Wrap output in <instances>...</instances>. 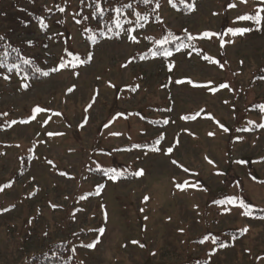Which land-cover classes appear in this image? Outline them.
I'll return each mask as SVG.
<instances>
[{
	"label": "rangeland",
	"instance_id": "1",
	"mask_svg": "<svg viewBox=\"0 0 264 264\" xmlns=\"http://www.w3.org/2000/svg\"><path fill=\"white\" fill-rule=\"evenodd\" d=\"M103 1L0 0L3 34L50 72L0 77V264H264V21L237 19L264 4ZM91 2L136 30L104 38ZM68 53L91 59L51 71Z\"/></svg>",
	"mask_w": 264,
	"mask_h": 264
},
{
	"label": "snow or ice",
	"instance_id": "2",
	"mask_svg": "<svg viewBox=\"0 0 264 264\" xmlns=\"http://www.w3.org/2000/svg\"><path fill=\"white\" fill-rule=\"evenodd\" d=\"M82 2H83V0H82ZM139 2H142V3H144V4H148V3L151 2V0H139ZM169 2L173 4V7L176 6L174 0H169ZM241 2H243V3H247V0H241ZM180 3H183V4L186 5V7H189V8H191L192 10H194V5H187L186 0H180ZM260 3H261V4H264V0H260ZM96 7H97V11H98L101 15H103L104 9L101 8L99 5H97ZM124 7H126V8H131L132 5H131V4H128V5H125ZM156 7H157V8L159 7V4H158V3H157V5H156ZM230 7H235V5H234V4H233V5H230ZM57 9H58V11H60V12H64V11H65L64 8L59 7V6H57ZM122 10H123V9L120 8V7H117V8L114 9V11H115L117 14H120V13L122 12ZM262 13H264V7H259V8L256 10V14H255V15H247V14H246V15H243V16H239L237 19H238V20H242V21H252L255 25H257V28H259V26L261 25L262 21H264V15H261ZM136 16H137V23H139L140 20H142V19H146V18H147V17H142V16H140L139 13H137ZM84 19H87V17H85ZM38 20H39V24H40L41 29L46 30V29L48 28V25L44 22L43 18H38ZM58 22H59V21H58ZM77 22L79 23L80 21H77ZM119 26H120V25L118 24V27H119ZM140 27H143V25L141 24ZM251 30H252V29H250V28H236V29L229 28V29L227 30V32L232 33L233 35H243V34H245L246 32H249V31H251ZM87 31L91 32L92 30H91V29H87ZM131 31H135V29H132ZM101 35H103V33H101ZM215 35H219V34H216V33H203V34L201 35L200 38H201V39H203V38H211L212 36H215ZM129 38H130L133 42H135V43H138V42H139V41L137 40V37H136L135 35H131ZM0 39H2V38H0ZM89 39H90V40H91V39H94V37H93V36H90ZM190 39H196V38H195V37H190ZM169 42H170V41H169V39H168L167 36L164 37V38L161 39V40L155 41V43H156L157 45L161 46V47H162L163 45L168 44ZM28 44L31 45V44H32V41H28ZM187 46H188V45L181 44V45L177 46V49H176V50L179 51L182 47H187ZM223 46H224V42L221 41V47H223ZM9 47H10V46H9ZM172 54H173V53H172L171 51L167 50V49H165L163 52H159V51H157V50H151V55H152L153 57H156V56H158V55H163V56H165V57H170ZM8 55H9V53L6 51V52H5V56H8ZM68 55L73 57L72 60L69 61V64L61 63L57 68H53L51 71H53V72H55V71H59V70L62 69V68H66V67H68L69 65L75 67V66H77V64H83V63H86V62L90 61V59H91L90 56L87 58V60H81L80 57H79V55H74V56H73L72 53H68ZM203 58H204L206 61H209V62H212V63L219 64V66H220L221 68L223 67V64H220L219 61L215 60L214 58H212V57H210V56L205 55ZM23 63L26 64V65H29V66L33 67V71L36 72V73H40V74H42V75H44V76H48V75L50 74V72H48V71H42L39 67H35L34 64H33V60H31V59H25V60L23 61ZM13 67H17V68H18L19 65H13ZM10 70H11V69H10ZM189 83H192V82L189 81ZM210 84H211V82H209L208 85H203V86H204V87H209ZM198 86H199V85H198ZM23 87L27 88L28 85H27V84H24ZM218 87H219V88H226V87H229V85H227V84H221V85H219ZM210 90L213 91V92H215L217 89H216V88H210ZM69 91H72V89H69ZM89 107H91V105H89ZM260 107H261V110L264 111V106H260ZM41 111H47V110H45V109H41V108H39V107H37V108L34 109V112H35V113H39V112H41ZM3 115H7V114H3ZM56 115H60V114H59V113H56ZM194 118H195V117H185V119H194ZM31 119H35V116L31 117ZM20 122H21V123H25V122H28V121H20ZM11 123H16V122L13 121V122H11ZM165 123H166V122H165ZM217 123H218V122H217ZM254 123H255V122L249 121V124H254ZM220 127H221V128L223 129V131H225V132H228V131H229V129H228L227 127H225L224 125H220ZM258 127L264 128V123L258 125ZM242 130H251V129H250V128H246V129H242ZM49 135H52V133H49ZM210 135H213V134L210 133ZM136 147H140V146L138 145V146H136ZM155 150L158 151L159 149H155ZM171 151H172L171 148L168 149V152H169V153H170ZM209 162L211 163V161H209ZM50 163H51V162H50ZM173 163L175 164V163H177V162H176V161H173ZM238 163H244V162H243V161H240V162H238ZM181 167H182V166H181ZM184 171L187 172L188 169H184ZM105 174H106V175H109V178L112 179V180H117V179L122 175V173L119 172V171H117L116 169H111L110 171L106 172ZM134 175H137V176L143 175V170H142V169L139 170L138 172L134 173ZM186 183H187V182H185V184H186ZM10 186H11V185L9 184V185H5V186H3V187H0V191H3V188H4V187H10ZM176 186H177V188L183 189L185 185H184V184H177ZM146 199H147V198H146ZM227 202H228V203H231V204H236V198H229ZM238 206L241 207V208H246V209L251 207L250 205L245 204L243 201H240V203H239ZM244 214H245V215H250L251 213L246 211ZM100 231L102 232L103 229H101ZM201 242L203 243L204 241H201ZM212 242L215 243V242H216L215 239H213ZM141 246H143V245H141ZM223 246H224V245L221 244V247H223ZM86 247H95V244L86 245Z\"/></svg>",
	"mask_w": 264,
	"mask_h": 264
},
{
	"label": "trees",
	"instance_id": "3",
	"mask_svg": "<svg viewBox=\"0 0 264 264\" xmlns=\"http://www.w3.org/2000/svg\"><path fill=\"white\" fill-rule=\"evenodd\" d=\"M107 0L103 1V5L107 6L106 4ZM119 2V1H117ZM93 3V4H92ZM95 2H91V6L93 11H95L94 17L97 18V21L100 22L103 25L102 33L103 37L106 36L109 38H118L121 34V31H124L127 29V26L129 28H137V24L134 25V23L127 18V16H119L112 8L110 10L104 9L103 15H101L96 9ZM134 10H131L133 12ZM1 13V12H0ZM119 27L118 24L115 22L116 20H119ZM145 19H142L141 22H144ZM134 26V27H132ZM136 30V29H135ZM2 30L0 29V77L2 75H17L20 78L26 79V80H40L44 75L40 73H36L33 71V67L26 65L23 63L25 59H31L33 60V64L35 67L40 68V62L37 61L33 57H26L24 54V50L19 46L17 42H12V39H9L7 35L3 34ZM10 46V47H9ZM8 52L9 55L5 56V52ZM13 65H19V67H13ZM11 69V70H10ZM41 69V68H40ZM49 249V253H50ZM56 251L54 254L50 253V255H55L47 259V264H66L63 254L64 252L54 250Z\"/></svg>",
	"mask_w": 264,
	"mask_h": 264
}]
</instances>
